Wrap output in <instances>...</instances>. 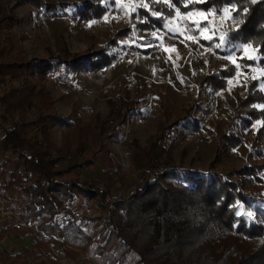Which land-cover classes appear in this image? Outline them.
Masks as SVG:
<instances>
[{"label": "trees", "instance_id": "16d2710c", "mask_svg": "<svg viewBox=\"0 0 264 264\" xmlns=\"http://www.w3.org/2000/svg\"><path fill=\"white\" fill-rule=\"evenodd\" d=\"M34 5L38 12L53 13L58 3L50 0H23ZM148 8H140L134 22L139 31H163L187 42L179 32L167 30L166 21L175 16L163 2L148 0ZM180 12L189 10L210 12L235 4L233 16L239 19L237 28L227 33V47L250 44L256 50V59H244L246 64L264 66V0H203L188 3L172 0ZM246 9V11H245ZM153 12L161 14L156 17ZM86 21L101 20L106 9L95 3L77 7L75 12ZM14 18L0 9V34H4ZM192 28L193 24L187 22ZM134 41L133 26L120 31ZM118 33L113 44L118 46ZM215 39L202 42L213 47ZM131 49L150 54L151 49L131 46ZM11 54V38L0 43V173L5 177L0 185V196L14 189L19 192L37 193L38 199L22 206L21 226L0 228V246L8 237L20 238L24 233L31 238V253L40 264H70L76 250L84 253L96 264H264V219L255 215L246 219L237 214L239 204L246 211L252 202L260 199L258 189L264 186V163L253 164L233 172L234 180L214 176L188 174L185 178L169 158V168L160 169L159 158L162 143L164 152L170 155L178 143L180 126L191 129L199 122L188 117L161 128L151 138L147 147H139V153L130 157L128 172L120 169L110 157V143L117 140L133 111L123 97L109 100L110 111L105 115L87 109V118L60 116L54 109L47 90L50 73L57 64L53 61L25 62ZM87 59L61 60L59 66L73 71L92 72L117 62L119 55L100 51ZM41 81L36 90L30 76ZM237 78V69L230 63L217 74L206 76L205 86L214 94L229 91ZM246 94L238 99L233 110L234 123L241 121V134L253 128L254 141L264 151V90L260 80L243 81ZM9 86V87H8ZM6 87V88H5ZM234 87V86H233ZM233 91V90H232ZM34 109V118L27 109ZM56 125L68 131L62 145L52 140ZM239 126V125H237ZM40 129L47 145L35 134ZM224 152H232L243 139L224 134ZM69 155L77 152L81 160L63 165V150ZM101 166L98 181H83L81 172ZM136 174L138 183L132 190L127 178ZM148 179L146 186L139 182ZM142 178V179H141ZM127 192V193H125ZM80 197L95 201L103 216L86 217L88 226H81L74 212ZM57 235L62 237V248L55 246ZM69 257V258H68ZM0 264H33L23 254L3 251Z\"/></svg>", "mask_w": 264, "mask_h": 264}, {"label": "rangeland", "instance_id": "374dc122", "mask_svg": "<svg viewBox=\"0 0 264 264\" xmlns=\"http://www.w3.org/2000/svg\"><path fill=\"white\" fill-rule=\"evenodd\" d=\"M50 1L59 6L53 13L38 12L32 3H23V0H0V9L5 15L14 18L12 25L6 26L4 34H0V43L4 38H11L10 56L14 59L25 62L52 60L57 64L50 73L47 90L54 109L60 116L74 121L80 116L86 119L88 108L95 114L105 115L110 111L109 100L120 97L132 105L133 111L126 126L120 130L117 140L110 143V157L120 169L128 172L130 157L139 153V147H147L161 128L190 116L199 122V126L193 129L184 127L186 124L180 126L178 143L172 148L170 155L164 152L167 144L162 143L159 158L155 161L160 169L170 167V158L185 178L188 174H198L207 178L219 175L234 180V171L264 163V151L254 141L253 128L241 134L244 130L241 128V121L233 124V110L238 99L246 94V87L241 79H258L264 90V66L244 62V59L255 60L256 50L252 47L228 48L227 44H222L220 48L215 47V44L208 47L202 42L215 39L216 43H220L221 36L227 41L229 29L237 28L240 23L233 16L235 7L227 6L229 11L221 14L216 11L206 13L195 10L191 16L180 12L179 15L168 18L167 30L182 33L187 40L185 42L160 30L142 32L135 28L134 22H138L139 18L134 15L138 14L140 8L149 7L148 0ZM89 2L106 9L103 19L86 21L75 13L78 6ZM201 12L205 14L200 15ZM187 22L192 23L193 27L190 28ZM205 23L208 28L201 31ZM132 26L134 41L120 33ZM115 33L119 36L118 46L113 44ZM239 45L242 44L236 46ZM131 46L153 48V51L143 54L131 49ZM100 51L119 55L117 62L92 72H76L58 65L61 60L87 59ZM230 63L237 69V78L232 88L218 95L214 94L211 88L205 86V77L217 74ZM32 77L31 75L29 81H33L32 88L37 92L41 81ZM34 111L28 108V116L34 118ZM67 131L65 127L56 125L51 133L53 142L61 146L63 135ZM34 133L38 134L46 146L40 129H35ZM226 133L243 139L229 153L223 151L225 143L222 137ZM0 135H3L1 130ZM62 154L65 158L62 164L66 166L81 160L78 152L69 155L68 150L64 149ZM102 172L99 165L82 171L81 179L98 181ZM4 180L5 177L0 173V185H3ZM138 180L136 174L129 176L128 189L132 190ZM147 180L145 177L139 182L144 187ZM257 191L260 199L252 202L250 211L239 204L238 215L246 219H253L258 215L264 219V186ZM38 197L37 193L14 189L7 193V198L0 196V205L2 203L4 208L0 210V228L24 225L19 216L21 208ZM73 209L81 226H88L86 217L92 220L93 217L103 216L95 201L85 197H80ZM5 212H11L12 215L4 216ZM248 212L252 216H247ZM25 234L20 238L3 239L0 254L4 250L11 254L21 253L26 261L40 264L30 252L33 240ZM61 240L62 237L57 235L55 246L58 250L62 248ZM73 253L74 260L68 259L70 264H96L80 251Z\"/></svg>", "mask_w": 264, "mask_h": 264}, {"label": "snow or ice", "instance_id": "6c2138e0", "mask_svg": "<svg viewBox=\"0 0 264 264\" xmlns=\"http://www.w3.org/2000/svg\"><path fill=\"white\" fill-rule=\"evenodd\" d=\"M153 2H163V3H167L169 9H174L175 10V14L176 15H179L180 14L179 8H177L175 4L171 3V0H153ZM178 2L181 3V4H183L184 3V0H178ZM187 2L188 3H195V2H197V0H187ZM253 2H255V0H253ZM230 6L232 8H234L235 7V4H232ZM209 11L210 12H215V11H217V9L216 8H210ZM220 11L222 13H227L229 11V8L228 7H224L222 9H220ZM245 11H246V9H245ZM204 14H205L204 12H201L200 13V15H204ZM152 15L153 16H159V13L158 12H153ZM186 15H188V16L193 15V11L192 10H189V12ZM207 28H208V24L205 23L204 26H203V28H201V31H204ZM220 41H221L220 43H216L215 44V47L220 48L222 46V44H227L228 43V41H225L224 40V37L223 36L220 37ZM234 47H243V48L247 49V48H250L251 45L250 44H244V45H239V46H234ZM225 50L227 51L228 49L225 48ZM247 216H252V213L251 212H248L247 213Z\"/></svg>", "mask_w": 264, "mask_h": 264}, {"label": "built area", "instance_id": "2783aa9c", "mask_svg": "<svg viewBox=\"0 0 264 264\" xmlns=\"http://www.w3.org/2000/svg\"><path fill=\"white\" fill-rule=\"evenodd\" d=\"M264 69V68H263ZM4 208H3V205H2V203H1V205H0V210H3ZM8 216V217H10V215H12V213L11 212H5V214H4V216Z\"/></svg>", "mask_w": 264, "mask_h": 264}]
</instances>
